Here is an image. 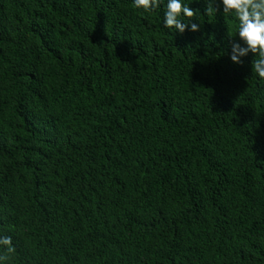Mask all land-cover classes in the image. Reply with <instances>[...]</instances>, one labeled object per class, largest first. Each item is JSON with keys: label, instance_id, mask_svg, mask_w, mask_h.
<instances>
[{"label": "trees", "instance_id": "trees-1", "mask_svg": "<svg viewBox=\"0 0 264 264\" xmlns=\"http://www.w3.org/2000/svg\"><path fill=\"white\" fill-rule=\"evenodd\" d=\"M167 2L0 0V264H264L258 57Z\"/></svg>", "mask_w": 264, "mask_h": 264}, {"label": "clouds", "instance_id": "clouds-1", "mask_svg": "<svg viewBox=\"0 0 264 264\" xmlns=\"http://www.w3.org/2000/svg\"><path fill=\"white\" fill-rule=\"evenodd\" d=\"M199 3L200 0H195ZM207 5L206 15H213L219 11V5L223 6L225 15H234L238 19L237 35L239 42L232 43L231 61L237 65H243L241 57H246L249 53L257 56L252 60V71L264 79V0H203ZM161 0H134V6L142 8L144 12H152L159 8ZM216 5V6H214ZM199 9H193L184 5L181 0H168L164 13V27L175 29L180 34L186 30L191 32L199 31L196 23H184L181 16L194 18ZM0 246H5L7 253H15L16 249L12 244L11 237H0ZM7 255L0 256V261H6Z\"/></svg>", "mask_w": 264, "mask_h": 264}]
</instances>
